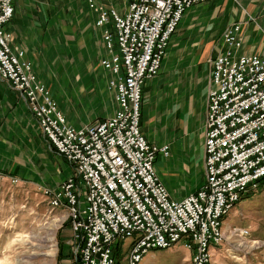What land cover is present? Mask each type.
I'll list each match as a JSON object with an SVG mask.
<instances>
[{
	"label": "built area",
	"instance_id": "2783aa9c",
	"mask_svg": "<svg viewBox=\"0 0 264 264\" xmlns=\"http://www.w3.org/2000/svg\"><path fill=\"white\" fill-rule=\"evenodd\" d=\"M210 1L129 0L119 11L87 0L102 29L107 54L101 64L113 73L116 110L96 124L75 127L25 51L11 45L15 0H0V79L20 93L49 149L72 167L58 186L40 189L51 208L70 219L75 262L119 264L116 250L126 243L127 264H140L150 251L183 240L194 250L192 264H209L211 248L225 240L230 212L264 188V52L239 53L240 23L226 29L225 49L212 60L201 187L172 199L155 169L170 146L152 143L142 131L146 82L160 72L185 13Z\"/></svg>",
	"mask_w": 264,
	"mask_h": 264
},
{
	"label": "crops",
	"instance_id": "0c3cea01",
	"mask_svg": "<svg viewBox=\"0 0 264 264\" xmlns=\"http://www.w3.org/2000/svg\"><path fill=\"white\" fill-rule=\"evenodd\" d=\"M125 11L129 0H97ZM87 0H15L10 43L25 51L69 123L96 124L116 110L113 73L102 29ZM241 24L240 54L264 52V0H214L190 8L164 56L160 72L144 87L141 127L158 146L155 169L172 199L181 200L205 180V137L212 60L224 51L226 29ZM38 73V71H37ZM0 173L39 188L58 186L72 167L48 147L42 129L22 100L0 79Z\"/></svg>",
	"mask_w": 264,
	"mask_h": 264
},
{
	"label": "rangeland",
	"instance_id": "374dc122",
	"mask_svg": "<svg viewBox=\"0 0 264 264\" xmlns=\"http://www.w3.org/2000/svg\"><path fill=\"white\" fill-rule=\"evenodd\" d=\"M34 70L40 79V70L35 66ZM64 215L51 208L39 187L0 173V264H73L72 231L70 225L64 226ZM60 229L66 255L62 260L58 259ZM224 231L223 244L211 248L209 264H264L263 187L237 203ZM193 256L194 250L181 240L170 248L150 251L140 264H192ZM121 264H127L126 256Z\"/></svg>",
	"mask_w": 264,
	"mask_h": 264
},
{
	"label": "trees",
	"instance_id": "16d2710c",
	"mask_svg": "<svg viewBox=\"0 0 264 264\" xmlns=\"http://www.w3.org/2000/svg\"><path fill=\"white\" fill-rule=\"evenodd\" d=\"M251 193H248L246 196H244L242 198V200L250 197ZM71 222H70V219L66 220V222L64 223V226H67V225H70ZM63 226V227H64ZM58 239H59V254H58V259L59 260H62L64 258H66V255L64 254V251H63V248H64V242H62L61 240V229L59 230L58 232ZM71 247V246H70ZM128 250H129V245L128 244H120L116 250V255H117V258H118V263L121 264V261L122 259L126 256L127 257V253H128ZM70 254L73 256V258L75 259V255L74 253L72 252V249L70 251ZM73 264H79L78 261L75 262Z\"/></svg>",
	"mask_w": 264,
	"mask_h": 264
}]
</instances>
